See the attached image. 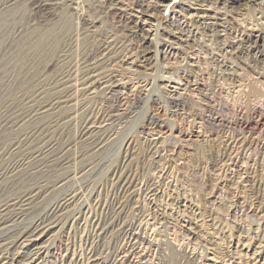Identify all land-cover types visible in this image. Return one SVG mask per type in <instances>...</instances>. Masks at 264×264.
<instances>
[{"label": "bare ground", "instance_id": "obj_1", "mask_svg": "<svg viewBox=\"0 0 264 264\" xmlns=\"http://www.w3.org/2000/svg\"><path fill=\"white\" fill-rule=\"evenodd\" d=\"M18 1L6 0V2L1 5L3 8L0 9L6 12L14 11L17 9L16 6L18 5ZM123 1L100 0L101 5L97 7V9L99 12H102L103 10V14H108L112 11H118L124 14L127 13V10L122 6L124 4ZM166 1L167 0H162L157 3L161 5ZM191 1L193 2V5L201 8V11H199L202 15H198L199 12L197 11L196 14H190L191 18L188 22L186 21L187 16H182L183 20L174 19L168 26L175 25L174 29L178 31L181 36L188 37L190 42L192 41L193 43L194 38H196L198 34L207 37L209 39L208 42L211 43V46L207 47L212 48L213 45L217 46L216 49L220 54L219 56L221 60L219 61L213 56L209 58V62L205 61L204 64H207V66L212 65L219 69V72H217L215 71L216 68L211 66L214 70L210 67L205 74L221 79L227 85L236 83L234 89H240V87L248 89L247 93H243L242 89L241 91L237 90V95L233 97L235 102H241L243 99L241 103H244V106L241 109L244 110V113L241 111L243 114H238L239 119L235 121H227L223 119L219 121L212 120L211 122L213 124L209 125L210 127L220 128V131H223V134L229 132V135H231L239 132V134H234L232 136L231 142H229L230 144L223 145L222 149L218 151V154H215L212 149L206 150L209 157H214L211 171L213 176H216V180H219L220 178L217 172L219 173L223 171V174H226V171L229 170V167L226 168V164L230 162L234 165L235 161L238 163L240 160V163L245 165V169L242 170L243 174H252L251 172H254L256 164H250L245 157H241V152L253 149V151H255V149L257 150L255 147L257 142L252 138L256 131L259 134L264 131V103L261 104L259 102L262 98L264 101V93L260 91V88L259 90L254 88L257 83L261 84L259 80L255 81V84H249L247 81H244L239 67L229 68L226 63L236 61V59H239L240 56L244 54L246 56V61L248 62L247 67H253V69L257 68L259 70L257 74L264 76V0ZM63 2L64 0H32L31 10L34 13L35 18L39 22H42L49 17L55 18V10L58 8L60 9L61 3ZM128 7L131 11L138 13L139 16L136 18L139 19L138 22H144L143 24H151V21L157 16L153 12L155 10L154 6L149 4V2H143V0H130ZM190 8L192 7L190 6ZM227 9H230L233 12L239 10L235 13L239 14V16L246 15L247 18L249 17L248 19L245 18V20L248 21L239 20L243 21L241 24H247L242 27V25L237 23L236 18H232V29H228L226 25H229L230 22L226 18L217 19L219 12L221 11L222 13L223 11L224 13L222 14L225 16V13H228L229 11ZM184 10L185 9L182 11ZM192 10L195 11V9ZM78 11L79 10H76L74 7L73 14L76 17L81 18V21H85V15ZM241 11H246V13L240 14ZM208 19H214L216 22L206 23V20ZM93 22L90 21V23H88L89 27L90 25L92 27L95 26ZM86 23L87 22H85V24ZM123 23L122 25L130 33V36H133L134 32H132V27L124 25ZM247 25L252 26L249 33L247 32L249 30L247 29ZM168 28L161 29L165 34H157L158 28L154 30V40L159 39L156 38V35H160L162 37V42L164 41L168 44V49L170 47L169 51L165 50L164 52H160L159 58L160 62L165 65H162L163 67L161 70L164 74L168 75V78L160 77L159 79L157 78V81L165 86L166 84L179 85L182 82L181 76L179 75V72L181 71L185 76L183 77L185 80L183 86L185 88H190L192 81H189V78L186 77V75L191 73L189 67L196 64L198 65L201 62L197 57L194 60L189 61H187V58H182L181 61L185 60L184 65H181V61L180 63L177 62V57L179 56L178 53L180 52L173 50L172 46L174 42L171 40V38H175L176 36L171 30H169L170 28ZM219 28L222 29L220 30ZM134 29H138L137 23H135ZM254 29L257 30L255 31ZM139 30L142 32L144 31L142 28ZM231 30L232 35L238 33L240 37V35L243 34L241 36L243 39H237V41H234L237 37L231 38ZM252 32L258 33L259 35L257 36L256 34L255 37ZM54 33L62 39L64 38V44L49 60L43 63L37 62V64L28 65L26 77L21 78L20 81L15 80L18 83H25V86L27 85L28 87H25L24 85L10 86L9 88L6 89L5 87L0 91L1 94H8L9 96L10 94H20L18 95L19 97H9L8 101L5 102L0 109V142L5 144H0V264H46L45 259L50 252V243L59 233L62 232L64 226L62 223L63 216L70 209V205L75 201L78 202L81 198L75 191L67 194L62 197L59 203L52 207L47 214L31 224L28 229L19 231L10 236V233L20 225L21 222L18 221L34 211L37 202L48 196L58 187L59 184L62 185H60V188H63L67 185V181L71 179L76 180V176L82 174V172H77L70 178V174L68 175L69 171L67 170L74 165V162H72V158L68 153L71 148L68 150V147H65L64 149L59 148V144L55 142L53 135L61 130H66L67 126L69 127L70 122H73L77 117V114H80L84 119V124L80 134V141H78V143L80 142L82 148L91 150V153L89 152L90 154L88 153V155L95 156L99 154L106 145L109 136H107V139L105 140L104 133L107 129H105V127H103V129L98 128L111 119L116 121L121 119L123 115H130L134 108V104L139 102V99L143 94L142 91H145V88L149 86V83H147L146 80L143 81V85L141 81L142 79L140 78L139 80V76H137L138 72L135 70L133 71V67H136L141 60L144 62L148 60V58H146L148 49L141 44V41L146 38H142L143 40L140 41V46L137 44V46L130 47L131 50L129 53L122 55L123 59H120L119 61H116V59L114 60V55L120 53H117L115 49H112V45H109L106 41L105 45L106 43L108 44L106 47L104 44L103 46L96 47V50L94 49V52L90 51L85 58L82 55L81 58L83 57L84 59L79 61L73 60L75 57L74 55L78 54L75 53L74 49L79 45L78 43L81 40H85V32L76 31L66 37L65 32L61 33V30H58L55 32H48L46 33V36L45 34L41 35L39 39L34 38L35 40L33 42H29L25 46L22 43H19L21 45L17 44V48L19 47V49L23 51V57L21 56L22 58L17 61L24 63V61H26L28 57H31V55L33 56L34 53H36L37 56L44 55L47 47H40V44L43 42L45 43V46H47L46 42L48 40H57L58 38H54ZM221 33H223V35H221ZM253 38L256 39L253 40ZM177 41H181V38H177ZM260 42L262 43L261 45L259 44ZM191 46V44L188 45V49L192 50ZM78 47L81 48V46ZM44 49L45 51L43 52ZM178 49L180 50L181 47ZM226 49H230V52H227ZM207 50L208 49L202 48V52H200L209 55L210 50ZM48 51L50 52V50ZM180 51H182L183 54L185 53L183 49ZM157 54L159 56L158 50L155 52V58ZM124 59L131 60V62L128 63L127 60ZM170 60L175 62L170 63ZM107 63L111 66L123 63L126 67L118 65L121 69L118 71L114 70V67L108 68ZM103 66L106 67L103 68ZM125 71H128V73L130 72L131 79L123 82L122 76L125 75ZM135 72L137 74H135ZM117 79L119 80L117 81ZM119 81H122L123 85L133 84L131 87L136 89V94L133 95L134 97L125 94V98H122L121 100L118 99V103L115 106L107 108V111L104 113L98 114L94 117L89 116V114L88 116H85V113L87 112H83L80 107L81 105L78 106L76 102L78 96H80V98L81 96L89 97L91 94L93 95L96 93V90H100L108 92L109 98H117L119 92L116 88H118L117 83ZM195 85H197V82ZM158 86L159 85H157V90H159ZM154 87V84H151V88L146 95V101L150 100L152 104L156 103L158 100V98H156L157 96L153 98V95H156L154 94ZM196 91L200 94L202 92L199 87H196ZM161 96L163 97V95ZM165 96L166 99L171 97L169 93H165ZM177 97V102L168 100V105H170L171 108H181L190 111V115L192 113L195 116H201L197 113L191 112L192 109L188 106L189 104H187L186 99L178 94ZM251 105L252 107H250ZM200 107V114L208 112L210 115L209 117L212 118V112L215 111L216 107L212 108L208 103L206 105L204 104V107ZM203 118L204 117L201 119L204 120ZM152 120L153 118L148 115L147 121ZM162 144L163 142L160 141L148 144V151L146 152L147 156L157 154L158 150L160 148L162 149ZM152 150L153 152H151ZM261 150H264V145L261 147ZM133 155H140V152L130 153L128 155L123 166H119V169L124 168L122 169L124 170L122 173L116 172L118 170H115L113 173V177L115 176L117 179L116 182L119 184L116 188V193H119L120 197L113 204V214L108 221L106 220V223L101 224L99 219L93 221L92 225L95 232L91 247L86 256H79V258L77 257L78 259L74 260L69 259L70 257H67V259L62 261H57L55 259L52 264H151L150 260L152 258L146 261L148 253L152 254V257H154V259L160 264H171L173 263L172 261L177 260V258L178 261H183L182 264H191L190 258L185 253V248H182V250H180V248L176 249L169 242L165 241L154 243V240L157 241V236H155L152 241H150L151 238H143L141 236L143 233L146 234V231L142 227H139L141 222L148 216H151L153 213L151 210L155 209L156 212H160L159 215L161 216L157 215L158 213L151 216V219L154 221L153 226L162 224L161 222L164 216L174 219L177 223H179V220L186 218L191 230H195L196 227L206 232L209 227L214 231V235L220 236L218 240V242H220L217 245L222 247L225 245L226 247V252L223 254V258L228 256V248H231L232 245H236L235 254L237 256L239 255L240 259L248 258L247 261H243L241 264H251L253 261H264V189L256 183L257 180H255L256 182H253V179L251 178L250 181L244 180L242 183L238 184L235 181V176H240V174L237 173L234 175V180L230 179L232 181L229 182H231V186L234 187L237 194L241 196L242 203L238 204V202H235L229 206L226 205L225 210L228 209V211H226V213L223 212L224 215L222 213L223 216H220L221 218L218 216H206L202 210V203L199 201V197L188 196L187 191L185 192L184 190H181V186H172L169 183L160 182L159 179L161 178H159V174L164 171V165H162L163 167L161 170L158 169L160 171L157 173V176H151V178L142 182L135 178L136 175L134 173H128L130 168L138 166L139 164H137L136 158ZM251 168L252 171L249 170ZM224 178H226V175H224ZM261 179L263 180L262 177ZM170 188H172L171 191L167 192V189L170 190ZM137 191H140L141 200L148 209H140L136 221L134 223L131 222L132 224H126L125 221H121V219L119 221L116 220L124 213L125 207L131 202ZM171 192H173V194L175 193V196H172ZM78 196L79 198H77ZM135 203L137 202L135 201ZM139 203L141 202L139 201ZM96 204L98 205H96V208H98L99 203ZM245 207L248 211L250 210V212H247ZM229 210L233 211L235 215L238 213L241 214L242 218L239 221L238 218L233 222L227 221L226 218L229 216ZM149 211L152 213L150 214ZM259 214L262 215L259 216ZM206 217L209 219H207L209 223H207ZM198 220L201 222L199 226L196 223ZM225 229L227 230V233H224ZM191 230H189V232H191ZM137 231L139 232L136 233ZM184 237L186 236H183V238ZM60 239L61 238L57 239L60 242L59 249H63V251L67 252L68 249L63 246L67 242L62 245ZM238 248H241L242 251H239ZM11 249H14L12 255L6 256L4 251ZM141 252H144L145 254H141ZM161 252L164 253V255H162ZM52 254L53 253H51L50 256H52ZM71 258H73V256ZM229 258L231 259V257Z\"/></svg>", "mask_w": 264, "mask_h": 264}, {"label": "rangeland", "instance_id": "obj_2", "mask_svg": "<svg viewBox=\"0 0 264 264\" xmlns=\"http://www.w3.org/2000/svg\"><path fill=\"white\" fill-rule=\"evenodd\" d=\"M129 1L130 0L123 1L124 4L122 5L124 9L126 8L127 13L123 14L118 11H112L108 14H103V10L102 12H99L97 9V7L101 5L100 0H64V2L61 3L60 9L58 8L55 10V18L49 17L47 20L42 22H39L35 18L34 13L31 10L32 0L18 1V5L16 6L17 9L11 12L2 11L0 9V91L5 87L7 89L10 86H25V83H18L15 80L20 81L21 78L26 77L27 66L31 64H37V62L43 63L49 60L51 56L64 44V38L62 39L60 36H57L54 33V38H58L57 40H48L46 42L47 46H45V43L43 42L40 44V47H47L46 51L45 49L43 50V52H46L44 55L37 56L36 53H34L35 56L31 55V57H28L24 63L17 61L23 57V51L19 49V47L17 48V44L22 43L25 46L27 43L33 42L35 39H39L41 35L45 34L46 36V33L48 32L61 30V33L65 32L66 37L70 36L76 31L85 32V40H81L78 43V46H81V48L78 46L75 48L77 50L79 49L78 52L74 49L75 53L78 54L74 55L75 57L73 60L82 61L90 51L94 52L96 47L103 46V44L105 47L106 45L111 44L113 47L112 49H115L117 53H120L118 55H114V60L116 59V61L123 59L122 55L129 53L131 50L130 47L137 46V44H139L138 46L142 44V46L148 49V54L146 56L148 60L145 62L141 60V62L138 63L136 67H133V71L135 70L138 72L137 76H139V80L140 78L142 79L141 81L143 85V81L146 80L147 83H149V86L145 88V91H142L143 94L141 93L142 95L139 99V102L134 104V108L130 115H123L121 119L116 121L111 119L98 128L103 129V127H105V129H107L104 133L105 140L107 139V136H109L106 145L99 154L95 156L88 155L91 150L82 148L80 142L78 143V141H80V134L84 124V119L80 114H77V117L73 120V122H70V124H73H69V127L67 126L66 130H61L60 132H57L53 135L55 142L59 144V148L64 149L65 147H68L67 150L71 148L68 153L71 156L74 165L71 166L69 170H67L69 171L68 175L70 174V178L77 172H82V174H78L75 178L76 180L71 179L67 181V185L63 188H60L62 185L59 184L58 187L55 188L48 196L37 202L34 211L19 220L18 222H21L20 225L17 226L12 233H10V236H12L19 231L28 229L31 224L47 214V212L52 207L56 206L62 197L71 192H77L81 198L78 202L75 201L76 203H72L70 205V209L66 213L67 215L65 214L63 216L62 223L64 226L62 232L56 236V238L53 240L54 242L51 241L49 248L50 252L45 259L46 264H52L55 259L57 261H62L67 259V257H70L69 259L74 260L78 259L79 256H86L91 247L95 232V229L92 225L93 221L99 219V222L104 224L113 214V204L120 197L119 193H116V188L119 184L116 182L117 179L115 176L113 177V173L115 170H118L116 171L118 173H122L124 171L122 170L124 168H119L123 166L124 161L130 153L132 154L135 152H140V155H133L136 158L137 164H139L138 166L130 168L128 173H134L136 175L135 178L142 182L148 178H151V176H157V173L163 167L162 165H164V171L159 174V178L162 179H159L160 182L169 183L172 186H181V190H184L185 192L187 191L188 196L191 195V197H199V201L202 203V210L206 216H223L224 213L228 211V209L225 210L226 205L229 206L235 202H238V204L242 203V198H240L241 196L237 194V191L233 186H231V182H229L232 181L230 179L234 180V175L237 173L240 174V176H235V181L238 184L242 183L244 180L250 181L252 178L253 182L257 180V182H255L264 189V150H261V147L264 145V131H262L261 134L256 131L253 135L252 139L257 142L255 146L257 150L255 149V151H253V149L241 152V157H245V159H247L250 164H256L254 172L252 171V168L249 169L252 171V174H243L242 170L245 169V165H242L240 160L238 163L235 161L234 165H232L230 162L227 163L226 168L229 167V170L226 171V174H223V171L219 173L217 172L219 178H222L221 180H216V176H213L211 171L214 157H209L206 153V150L212 149L215 154H218V151L222 149L223 145L231 142L232 136L234 134H239V132L233 133L231 135H229V132L227 134H223V131H220V128L210 127L209 125L213 124L211 122L212 120L219 121L223 119L227 121H235L239 119L238 114L244 111L241 109L244 106V103H241L243 99L241 102H235L233 97L237 95V90L241 91L242 89L243 93H247L248 89L243 87H240V89H234L236 83L227 85L223 82V80L205 74L212 66H207V64H204L205 61L209 62V58L213 56L215 59L219 61L221 60L219 56L220 54L216 49L217 46L213 45L212 48L207 47L211 46V43L208 42L209 39L207 37L198 34L197 37L194 38L193 43L192 41L190 42L188 37L181 36V34H179L178 31L174 29L175 25L168 26L171 22H173L174 19L183 20L182 16H187L186 21L188 22L191 18L190 14H196L197 11L199 12L198 15L201 16V8L193 5L191 0H167L161 5H159L157 2H161L162 0H143V2H149V4L154 6L155 10L153 9V12L157 15L154 18L155 20L153 19V21H151V24H143L144 22H138L139 19L136 18L139 16L138 13L131 11L128 7ZM5 2L6 0H0V8H3L1 5ZM190 6L192 8H190ZM71 7L73 9L75 7L76 10H79L78 12L83 13L85 15V21H81V18L76 17L73 14V9ZM182 8L186 11H182ZM192 9H195V11ZM227 10L230 12L228 11V13H225V16L222 14L224 12L222 11L221 13L220 11L217 15V19L219 20V18H226L230 22L229 25H226L228 29H232V18H236L237 23L242 25V27L247 24H241L243 21H239L245 20V18H247L246 15L239 16V14L235 13L239 10H236L235 12L230 9ZM244 13H246V11H241L240 14ZM90 21H95L93 22L95 24V28L91 25L89 27L88 23H90ZM206 21V23L216 22L214 19H208ZM85 22H87V25ZM122 23L132 27V32H134L133 36H130V33L126 30ZM135 23H137L138 29H134ZM140 28H142L144 31H140ZM163 28H168L176 36L175 38H171V40L174 42L172 46L173 50L180 52L178 53L179 56L177 57L178 63H180L182 58H187V61H189L194 60L196 57L201 62L198 65L196 64L189 67L191 73L186 75V77L189 78V81H192L190 88H185L183 86L185 83L183 77L185 76L184 73H181V71L179 72V75L181 76L182 82L179 85L166 84L165 86L164 84L162 85L159 83V81H157L160 77L168 78V75L164 74L161 70L165 65L160 62L159 58L160 52H164L165 50L169 51L170 47L169 49L167 48L168 44L164 41L162 42V37L160 35H156V38H159L160 40H154V30L157 29V34H162L163 32L161 29ZM251 28V25H247V29H249L247 31L248 33L250 32ZM219 29L221 30L222 28ZM230 34L231 38L237 37L234 39V41H237V39H243V37H241L243 34H241L240 37L238 33L232 35V30ZM252 34L255 37L256 34L257 36L259 35L255 32H252ZM221 35H223V33H221ZM142 38L146 39L143 40ZM177 38H181V41H177ZM255 39L256 38H253V40ZM105 41L108 42V44L106 43L105 45ZM190 44L192 45V50L188 49V45ZM259 44L261 45L262 43L260 42ZM179 47H181L180 50H184V54L178 49ZM202 48L208 49L207 51L210 50L209 55L206 53L202 54ZM48 50H50V52ZM156 50L159 51V56L157 54L158 58L157 56L156 58L154 56ZM226 51L230 52V49H226ZM82 55L84 58H81ZM245 57L246 56L242 54L239 59H236V61L227 62L226 65L229 68L239 67L244 81H247L249 84H255V81L259 80L261 84L257 83L254 88H257L258 90L260 88V91L264 93V76L257 74V72H259L257 68L253 69V67H247L248 62L246 61ZM124 60H127L128 63L131 62V60L128 59ZM174 62L175 61L170 60V63ZM184 64L185 60L181 61V65ZM118 65L121 66L123 63ZM118 65L111 66L109 63H107L108 68L114 67V70L119 71L121 69L118 67ZM123 66L126 67V65ZM105 67L106 66H103V68ZM212 67L216 68L215 66ZM215 71L219 72V69L216 68ZM136 72L135 74H137ZM129 73L127 71L125 75L122 76L123 82L131 79ZM142 76L144 77V80ZM118 80L119 79H117V81ZM123 82L119 81L117 83L118 88H116V90L119 92V96L117 95V98H109L108 92L96 90V93L93 95L91 94L89 97L81 96L80 98V96H78L76 102L78 106L81 105L80 107L82 108L81 110H83V112H87L85 113V116H88L89 114V116L94 117L98 114H102L107 111V108L115 106L118 103V99L121 100L122 98H125V94L130 97L136 94V89L131 87L133 84L123 85ZM196 82L197 85H195ZM151 84H154L155 86L154 94L156 95H153V98L156 96V98H158L156 103L153 104L150 102V100L146 101V95L148 90L151 88ZM157 85H159V90H157ZM25 87L28 86L26 85ZM196 87L201 88V94L196 91ZM165 93H169L171 97L166 99ZM177 94L186 99L187 104H189L188 106H190L192 109L191 112L197 113L201 116H195L192 113L190 115V111L181 108H171L170 105H168V100L177 102ZM18 95L20 94H10L9 96L8 94L3 95L0 93V109L3 104L8 101L9 97H19ZM161 95H163V97ZM259 102L263 104V98ZM207 103L212 106V108L216 107L215 111L212 112V118L209 117L210 115L208 112L200 114V106L204 107V104L206 105ZM250 107H252V105ZM148 115L153 118L152 121H147ZM202 117H204V120L201 119ZM157 141L163 142L162 149L160 148L158 153L153 156H147V145L151 142ZM0 144L4 143L0 142ZM151 152H153V150ZM64 171L67 172L66 170ZM224 175H226V178H224ZM171 189L172 188H170V190L167 189V192H170ZM171 195L175 196V193L173 194V192H171ZM79 196L77 198H79ZM135 201L137 203H135ZM139 201L141 203H139ZM96 203H99L98 208H96ZM145 208L147 207L141 200L140 191H137L131 202H129L125 207L124 213L116 220L119 221L121 219V221H125L126 224H132L136 221L139 210H145ZM245 209L247 208L245 207ZM151 211H149V213H152V215H156L157 213V215L160 214L159 211L156 212V209ZM247 212H250V210L248 211L247 209ZM261 215L262 214H259V216ZM151 216H148L144 221L141 222L139 227H142L146 231V234L143 233L141 236L143 238H151L150 241H152V239L157 236V241L154 240V243H161L165 241L169 242L176 249L180 248V250H182V248H185V253L190 258L191 264H241L243 261L248 260L247 257L240 259L239 255L237 256L235 254L236 245H232L231 248H228V256L223 258V254L226 252V247L225 245L224 247L217 245L220 242H218L220 236L214 235V231L209 227L206 232L196 227L195 230H191L186 218L179 220V223H177L174 221V219L168 218L166 216H164V218H166L164 219L162 216V224L154 225V228V221L151 219ZM237 218L239 221L242 218L241 214L238 213L235 215L233 211L229 210V216L226 218L227 221L233 222ZM207 219L208 218L206 217V221L209 223V219ZM196 223L198 226L201 224L200 220L196 221ZM189 230H191V232H189ZM138 232L139 231L136 233ZM224 233H227L226 229L224 230ZM183 236L186 237L183 238ZM59 238H61L60 241L62 245L67 242L63 245L68 249L67 252L63 251V249H59L60 242L57 240ZM13 250L14 249L6 250L4 251V254L6 256H10L12 255ZM238 250L242 251L241 248H238ZM51 253H53L52 256H50ZM141 254L145 253L141 252ZM161 254L164 255L162 252ZM72 256L73 258H71ZM147 256L148 257L146 258V261L152 258L150 260L151 264H160L154 259V257H152V254L148 253ZM229 257H231V259ZM177 261L178 258L177 260H173V263L171 264H182L183 262ZM261 261H253L251 264H264V261Z\"/></svg>", "mask_w": 264, "mask_h": 264}]
</instances>
